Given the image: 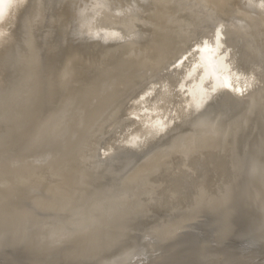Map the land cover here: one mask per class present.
<instances>
[{"label": "bare ground", "instance_id": "1", "mask_svg": "<svg viewBox=\"0 0 264 264\" xmlns=\"http://www.w3.org/2000/svg\"><path fill=\"white\" fill-rule=\"evenodd\" d=\"M228 244L264 255V0H0V264Z\"/></svg>", "mask_w": 264, "mask_h": 264}, {"label": "water", "instance_id": "2", "mask_svg": "<svg viewBox=\"0 0 264 264\" xmlns=\"http://www.w3.org/2000/svg\"><path fill=\"white\" fill-rule=\"evenodd\" d=\"M237 228L235 230V233H242L245 230L246 227V222L242 219H240L237 223ZM180 248L182 250L183 253L181 254V256L183 258L188 259V255L193 254V251H197L198 248L193 245V243H187L183 246H180ZM241 251H238L237 249H233V247L231 246V244H228L226 246H223L221 248V255L223 256V261L224 264H264V255H258L254 258V256L250 259L247 258L246 256H244L243 254L240 253ZM239 255H243L245 258V260L239 259ZM242 258V257H241ZM192 259V258H191ZM15 263H18L17 260L14 261ZM227 262V263H225ZM13 263V264H15Z\"/></svg>", "mask_w": 264, "mask_h": 264}]
</instances>
